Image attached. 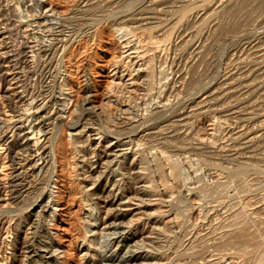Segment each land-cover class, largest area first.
I'll use <instances>...</instances> for the list:
<instances>
[{
  "label": "rangeland",
  "instance_id": "rangeland-1",
  "mask_svg": "<svg viewBox=\"0 0 264 264\" xmlns=\"http://www.w3.org/2000/svg\"><path fill=\"white\" fill-rule=\"evenodd\" d=\"M29 1L0 0L1 117L19 112L14 108L22 111L32 100L21 86L35 84L33 73L20 68L17 78L6 60L20 49L21 40L30 41L29 54L36 56L29 69L35 70L37 61L48 59L54 43L62 40L65 48L55 50L52 60L55 92H63L57 95L65 99L58 119L64 152L57 156L51 179L56 182L51 183L55 216L48 224L59 245L58 264H95L92 254L98 251L141 254L131 264H242L244 258L255 257L249 253L241 258L235 247L218 252L210 245L230 230L229 222L245 215L256 218L254 210H264V0H44L59 17H51L44 31L35 34L24 31L37 13ZM80 1L91 10L73 29L65 20ZM159 2H164L160 6L166 10L186 4L189 8L173 14L167 11V19L159 22L152 18V7ZM212 7L215 11L208 16ZM164 99L168 107L160 117L157 138L149 135L151 129H144L147 125L116 136L124 125L146 118L157 105L160 108ZM58 102L52 108L63 103ZM84 108L101 123L79 118L70 125L72 118L85 113ZM169 133L176 135L178 144L164 148L159 140L171 139ZM75 135L78 138L73 141ZM251 135L254 138L249 139ZM0 152V204L14 207L9 191L2 188L3 180H8L3 175L11 168L5 149L1 147ZM241 170L243 175L238 174ZM253 199L258 202L247 206L246 201ZM32 208L38 209L30 205L20 226L1 235L6 260L0 259V264H28L23 242L31 238L27 213ZM122 236L131 246L122 245ZM190 251L197 252L188 259ZM116 261L105 264H128Z\"/></svg>",
  "mask_w": 264,
  "mask_h": 264
},
{
  "label": "bare ground",
  "instance_id": "bare-ground-1",
  "mask_svg": "<svg viewBox=\"0 0 264 264\" xmlns=\"http://www.w3.org/2000/svg\"><path fill=\"white\" fill-rule=\"evenodd\" d=\"M83 1V0H82ZM77 6L76 12H73L74 14L72 16L66 17V22H68L72 28L80 27L81 19L89 12L90 13V7L89 5L84 6L81 5ZM88 1V0H87ZM119 1V0H118ZM137 1V0H136ZM152 2L154 0H151ZM168 1V0H167ZM170 1V0H169ZM172 1V0H171ZM174 1V0H173ZM189 1V0H188ZM191 1V0H190ZM201 1V0H200ZM218 1V0H216ZM227 0H225L224 3H226ZM229 1V0H228ZM242 1V0H241ZM249 1V0H248ZM10 2V1H9ZM16 2V1H15ZM20 2V1H19ZM131 2V1H130ZM129 2V3H130ZM134 2V1H133ZM155 2V1H154ZM166 2V1H165ZM223 2V1H222ZM5 3V2H4ZM172 3V2H171ZM182 3V2H181ZM214 3V2H212ZM217 3V2H216ZM228 3V2H227ZM246 3V2H245ZM14 4V3H13ZM25 4V3H24ZM132 4V3H131ZM164 2L155 5L152 7V18H159V22L164 18L167 19V11L170 12L169 14H173L177 11L182 10L185 6H189V4L181 5L178 8L172 9V10H166L165 7L160 6L163 5ZM178 4V3H177ZM235 4V3H234ZM18 5V4H17ZM28 5H31V8L36 10L35 19L33 23H27L24 25V31L28 32L29 34H35L39 32L40 30H43L47 27L49 19L51 17H54L56 14L52 10L53 8H48L47 4L44 2V0H30ZM133 5V4H132ZM144 5V4H143ZM244 5V4H243ZM49 6V5H48ZM94 7V5L92 4ZM120 6V5H119ZM160 6V7H159ZM175 6V5H174ZM213 6V5H212ZM215 6V4H214ZM222 6V4H221ZM225 6V4H224ZM227 6V4H226ZM225 6L226 10L227 7ZM230 6V5H229ZM228 6V7H229ZM233 6V5H232ZM236 6V5H235ZM15 7V6H14ZM96 7V5H95ZM150 7V6H149ZM231 7V6H230ZM237 7V6H236ZM235 7V8H236ZM29 8V7H28ZM44 8V10H43ZM97 8V7H96ZM189 8V7H188ZM233 8V7H232ZM234 8V9H235ZM239 8V7H238ZM264 8V6H263ZM14 9V8H13ZM90 9V10H89ZM133 9V8H132ZM186 9V8H185ZM207 9V8H206ZM259 9V7H258ZM51 10V12H49ZM138 10V9H137ZM187 10V9H186ZM183 11V12H186ZM208 10V9H207ZM210 13H205L208 16H211L212 11L214 7L209 9ZM218 10V9H217ZM240 10V9H239ZM29 11V10H28ZM15 12V10L13 11ZM49 12V13H48ZM121 12V10L119 11ZM125 12V11H124ZM228 12V11H227ZM237 12V11H236ZM16 13V12H15ZM27 13V12H26ZM88 13V14H89ZM117 13V12H116ZM215 13V12H214ZM105 14V13H104ZM120 14V13H119ZM205 14V16H206ZM235 14V13H234ZM19 15V14H18ZM109 15V14H108ZM116 16V14H114ZM125 15V14H124ZM123 15V16H124ZM149 15V14H148ZM231 15V14H230ZM24 16V15H23ZM57 16V15H56ZM163 16V17H162ZM169 16V15H168ZM173 16V15H172ZM182 16V15H181ZM180 16V17H181ZM195 16V15H194ZM1 17V16H0ZM59 17V16H57ZM65 17V16H64ZM89 17V16H88ZM113 17V16H112ZM171 17V15L169 16ZM177 17V16H176ZM207 17V16H206ZM215 17V16H214ZM32 18V17H31ZM146 18V17H145ZM179 18V17H177ZM182 18V17H181ZM204 18V17H203ZM209 18V17H208ZM212 18V17H210ZM220 18V17H219ZM9 19V18H8ZM13 19V18H12ZM53 19V18H52ZM126 19V18H125ZM124 19V20H125ZM169 19V18H168ZM218 19V18H217ZM94 20V19H93ZM92 20V21H93ZM117 20V19H113ZM123 20V19H122ZM151 20V19H150ZM206 20V19H205ZM222 20V19H221ZM261 20V19H260ZM22 21V20H20ZM121 21V19L119 20ZM119 21L116 23L119 24ZM147 21V20H146ZM168 21V20H167ZM218 21V20H217ZM6 22V21H5ZM132 22V21H131ZM158 22V23H159ZM166 22V21H165ZM219 22V21H218ZM12 23V21H9L8 24ZM16 23V22H15ZM170 23V22H169ZM174 23V22H173ZM52 24V23H50ZM60 24V23H59ZM31 25V26H30ZM64 25V24H63ZM66 25V24H65ZM85 25V24H84ZM87 25V24H86ZM224 25V23H223ZM227 25V24H226ZM50 26V25H49ZM58 26V25H57ZM152 26V25H151ZM221 26V25H220ZM229 26V25H228ZM8 27V25H7ZM51 27V26H50ZM48 27V28H50ZM68 27V26H67ZM70 27V26H69ZM134 27V26H133ZM143 27V26H142ZM169 27V26H168ZM247 27V26H246ZM255 27V26H254ZM199 28V27H198ZM226 28V27H225ZM239 28V27H238ZM52 29V28H51ZM62 29V28H61ZM169 29V28H168ZM223 29V28H222ZM49 30V29H48ZM77 30V29H76ZM162 30V29H161ZM255 30V29H254ZM44 31V30H43ZM83 31V30H82ZM135 31V30H134ZM222 31V30H221ZM241 31V30H240ZM47 32V29H46ZM181 32V31H180ZM187 32V31H186ZM219 32V31H218ZM23 33V32H22ZM40 33V32H39ZM160 33V32H159ZM196 33V32H195ZM20 34V33H19ZM67 34V33H66ZM158 34V33H157ZM167 34V33H166ZM175 34V33H174ZM192 34V33H191ZM204 34V33H202ZM249 34V32H248ZM1 35V31H0ZM10 35V34H9ZM181 35V34H180ZM14 36V35H13ZM171 36V35H170ZM178 36V35H177ZM185 36V35H184ZM189 36V35H188ZM6 37V36H5ZM51 37V36H50ZM167 37V36H166ZM72 38V37H71ZM252 38V37H251ZM36 39V38H35ZM62 39V38H60ZM73 39V38H72ZM169 39V38H168ZM188 39V38H187ZM10 40V39H9ZM67 41V40H66ZM28 41H22L20 43V49L16 52L11 54V59H6L9 64V69L11 68L14 72L16 71L15 75H18L17 78H19L20 68H25V72L33 73V80H35V84L33 86H28V83L23 82L22 86L23 91H26L28 95L30 94L32 97L31 102L29 103L28 107L23 108L22 111L15 109L13 111L17 112L13 114L10 117H1V105H0V148H4L6 151V156L8 158V162L10 165V171L8 173H5L3 176H7L8 180H3V189L9 191V200L12 199V202H14V207H3L0 204V253L2 254V257L0 256V259H5L3 253L5 252V239L3 236V233H6L7 231H10L12 229L15 230L17 227L20 226L22 218L26 215H24V211L32 204H36V207L38 209H33L27 213L28 221L27 224L31 228V238L26 239L23 243H25V248L28 250L27 253V260L28 264H58V257L55 252H57L59 245L55 242L52 236V232L49 228V222H51L55 216V210L53 209L54 205V197L52 196V189H51V183L56 184V182L51 181L52 177L54 176V172L56 169V159L58 155H61L64 151L62 150V141L61 136L58 134V119L60 116H62L63 108L62 105H64L65 99L60 100L58 98V94H62L63 92H55V88L53 85V82L55 81L56 74L54 73V67H53V60L52 57L56 53V51L61 48H65V44L62 40L54 41V49L47 53L45 58H48L44 61H37L36 70L31 68V64L33 62V55L29 54V51H31L30 48H32L31 45H29ZM65 42V41H64ZM69 42V41H68ZM67 42V43H68ZM157 42V41H156ZM234 42V41H233ZM19 44V43H18ZM48 44V43H47ZM46 44V45H47ZM186 44V43H185ZM69 45V44H68ZM260 45V44H259ZM67 46V45H66ZM182 46V45H181ZM184 46V45H183ZM248 46V45H247ZM257 46V45H256ZM15 47V46H14ZM247 48V47H246ZM9 49V48H7ZM62 49H59L60 51ZM164 49V48H163ZM168 49V48H167ZM179 49V48H178ZM56 50V51H55ZM184 50V49H183ZM197 50V49H196ZM2 51V50H1ZM8 51V50H7ZM63 51V50H62ZM262 51V50H261ZM9 52V51H8ZM32 52V51H31ZM194 52V51H193ZM192 53V52H191ZM44 54V53H43ZM173 54V53H172ZM205 54V53H204ZM202 56V55H201ZM9 57V56H8ZM7 57V58H8ZM31 57V58H30ZM176 57V56H175ZM213 57V56H212ZM228 57V56H227ZM37 58V57H36ZM211 58V57H210ZM231 58V57H230ZM1 52H0V75H1ZM5 59V58H4ZM62 59V58H61ZM239 59V58H238ZM252 59V58H250ZM262 59V58H261ZM174 60V59H173ZM36 61V59H35ZM57 61V60H56ZM180 61V60H179ZM220 61V60H219ZM242 61V60H241ZM251 61V60H250ZM256 61V60H254ZM194 62V61H193ZM56 62H54L55 64ZM234 63V62H233ZM229 64V63H228ZM259 64V63H258ZM57 65V64H55ZM227 65V64H226ZM243 65V64H242ZM29 66L30 69H29ZM182 67V66H181ZM220 67V66H219ZM205 68V67H204ZM255 68V67H254ZM202 70V69H201ZM23 71V70H22ZM194 71V70H192ZM227 71V70H226ZM259 71V70H258ZM263 71V70H262ZM56 72V71H55ZM207 72V71H206ZM210 72V71H209ZM23 73V72H22ZM60 73V72H59ZM179 73V72H178ZM224 73V72H223ZM243 73V72H242ZM249 73V72H248ZM182 74V73H181ZM25 75V74H24ZM200 76V73L198 74ZM264 75V74H263ZM261 76V75H260ZM16 77V76H15ZM60 77V76H59ZM57 79V78H56ZM59 79V78H58ZM234 79V78H233ZM20 80V79H19ZM24 81V79H22ZM231 81V80H230ZM234 81V80H233ZM248 81V80H247ZM187 82V81H186ZM243 82V81H242ZM58 83V82H57ZM63 83V82H62ZM60 85H63V84ZM246 83V82H245ZM250 83V82H249ZM65 84V83H64ZM188 84V83H187ZM228 84V83H227ZM260 84V83H259ZM59 87V84H56ZM243 85H245L243 83ZM258 85V84H257ZM207 86V85H206ZM235 86V85H234ZM62 86H60L61 88ZM171 87V86H170ZM260 87V86H258ZM173 88V87H172ZM190 88V87H189ZM230 88V87H229ZM253 88V87H252ZM192 89V88H191ZM63 90L62 88L60 89ZM258 91V90H257ZM182 93V92H181ZM235 93V92H234ZM259 93V92H258ZM246 94V93H245ZM257 94V93H256ZM218 95V94H217ZM229 95V94H228ZM251 95V94H250ZM191 96V94H190ZM235 96V95H234ZM260 96V95H259ZM5 97V96H4ZM185 97V96H184ZM221 97V96H220ZM254 97V96H253ZM169 98V97H168ZM238 98V97H237ZM257 97H255L256 99ZM171 99V98H170ZM254 99V100H255ZM223 100V99H222ZM241 100V99H240ZM33 101V102H32ZM60 103V107L52 108L53 104ZM167 101V100H166ZM162 100L161 107L157 108L155 107V110L149 114V116H146V118H139L137 121H132L128 123L127 125H124L122 129H118L120 132H115L116 136L123 135V133H129V132H135V129L139 126H146L144 129H151L150 130V136L153 138L155 133H158L160 129H158L159 122L162 120L160 117L164 116L165 110L168 107L167 102ZM177 101V100H176ZM229 101V100H228ZM242 101V100H241ZM171 102V101H170ZM187 102V101H186ZM238 102V101H237ZM252 102V100H251ZM159 103V104H160ZM173 103V102H172ZM222 103V102H221ZM229 103V102H228ZM197 104V103H196ZM227 104V103H226ZM232 104V103H231ZM235 104V103H234ZM148 105V104H147ZM171 105V104H170ZM243 105V104H242ZM246 105V103H245ZM257 105V104H256ZM67 106V105H66ZM172 106V105H171ZM175 106V105H174ZM177 106V105H176ZM228 106V105H227ZM13 107V106H12ZM173 107V106H172ZM188 107V106H187ZM246 107V106H245ZM149 108V107H148ZM214 108V107H213ZM259 108V107H258ZM151 109V108H150ZM218 109V108H217ZM228 109V108H227ZM238 109V107H237ZM252 109V108H251ZM85 113L78 114L74 118H72L73 122H69L70 125L79 121V118H85L87 122L89 121L91 123H97L100 124L101 121L98 117L93 115V111L85 109ZM215 110V109H214ZM254 110V109H253ZM260 110V109H259ZM168 111V110H167ZM166 111V112H167ZM229 111V110H228ZM234 111V110H233ZM244 111V110H243ZM76 112V111H75ZM182 112V111H181ZM245 112V111H244ZM150 113V112H149ZM261 113V112H260ZM232 114V113H231ZM259 114V113H257ZM263 114V113H261ZM143 115V114H142ZM183 115V114H182ZM238 115V114H237ZM13 116L16 118L13 119ZM144 116V115H143ZM245 116V115H244ZM252 116V115H251ZM254 116V115H253ZM261 116V115H260ZM246 117V116H245ZM261 118V117H260ZM240 119V118H239ZM263 119V117H262ZM134 120V119H133ZM234 120V119H233ZM236 120V119H235ZM174 121V120H173ZM262 121V120H261ZM264 121V120H263ZM100 122V123H99ZM229 122V121H228ZM166 123V122H165ZM176 123V122H175ZM187 123V122H186ZM82 124V123H81ZM124 124V123H123ZM251 124V123H250ZM257 124V123H256ZM176 125V124H175ZM230 125V124H229ZM84 126V125H83ZM102 126V125H101ZM99 127V126H98ZM154 130V128H156ZM161 127V125H160ZM159 127V128H160ZM241 127V126H240ZM248 127V126H247ZM100 128V127H99ZM98 128V129H99ZM102 128V127H101ZM118 128V127H117ZM121 128V127H120ZM163 128V126H162ZM161 128V129H162ZM140 129V128H139ZM170 129V128H169ZM83 130V129H82ZM165 130V128H164ZM163 130V131H164ZM167 130V129H166ZM247 130V129H246ZM251 130V129H250ZM117 131V130H116ZM188 131V130H187ZM234 131V130H233ZM70 133V132H69ZM166 133V132H164ZM160 134V132L158 133ZM170 134V133H169ZM183 134V133H182ZM243 134V132H242ZM148 135V136H149ZM235 135V134H234ZM144 136V135H143ZM147 136V137H148ZM162 136V135H161ZM170 136H172L170 134ZM176 136V135H174ZM172 136L171 139L168 138H162L159 140V144H162V146L171 145L173 142H178L179 139H174ZM229 136V135H228ZM129 137V136H128ZM164 137V136H163ZM232 137V136H231ZM77 135L73 137V141L77 139ZM144 138V137H143ZM149 138V137H148ZM157 138V137H156ZM225 138V137H224ZM248 138V137H247ZM254 138V135H251L249 139ZM72 139V138H71ZM140 139V138H138ZM142 139V137H141ZM147 139V138H146ZM152 139V138H151ZM174 139V140H173ZM83 140V139H82ZM134 140V139H133ZM144 140V139H143ZM156 140V139H155ZM188 140V139H187ZM248 140V139H247ZM137 141V140H136ZM139 141V140H138ZM146 141V140H144ZM158 141V140H156ZM181 141V140H180ZM183 141V140H182ZM191 141V140H190ZM152 142V141H151ZM154 142V141H153ZM176 142V143H177ZM56 143V147H55ZM138 143V142H136ZM140 143V142H139ZM181 143V142H180ZM155 144V143H154ZM158 144V145H159ZM178 144V143H177ZM176 144V146H177ZM244 144V143H243ZM257 144V143H256ZM64 145V144H63ZM76 145V144H75ZM74 145V146H75ZM138 145V144H137ZM148 145V144H147ZM174 145V143H173ZM247 145V144H246ZM152 146V145H150ZM156 146V145H155ZM160 146V147H162ZM163 146V147H164ZM175 146V145H174ZM182 146V145H180ZM186 146V145H185ZM144 147V146H143ZM142 147V148H143ZM147 147V146H146ZM171 147V146H170ZM169 147V148H170ZM179 147V146H178ZM165 148V147H164ZM167 148V147H166ZM243 148V147H242ZM178 149V148H177ZM180 149H182L180 147ZM187 149V148H186ZM236 149V148H235ZM249 149V148H247ZM246 149V150H247ZM261 149V148H260ZM184 150V147L183 149ZM63 151V152H62ZM143 151V150H142ZM192 151V150H191ZM139 152V151H138ZM175 152V151H174ZM240 152V151H239ZM254 152V151H253ZM143 153V152H142ZM177 153V152H176ZM203 153V152H202ZM201 153V154H202ZM205 153V152H204ZM1 155V152H0ZM233 155V154H232ZM262 155V154H261ZM65 156V155H64ZM147 156V153H146ZM169 156V155H168ZM210 156V155H209ZM61 157V156H60ZM143 158V157H142ZM145 158V157H144ZM233 158V157H232ZM211 159V158H210ZM230 159V157H229ZM246 159V158H245ZM145 160V159H144ZM143 160V161H144ZM226 160V159H225ZM241 160V159H240ZM142 161V162H143ZM210 161V160H209ZM217 161V160H216ZM222 161V160H221ZM238 161V160H237ZM141 162V163H142ZM145 162V161H144ZM147 162V159H146ZM227 162V161H226ZM234 162V161H233ZM242 162V161H241ZM6 163V162H5ZM237 163V162H236ZM253 163V162H252ZM218 164V163H217ZM223 164V163H222ZM258 164V163H257ZM8 165V164H7ZM240 165V164H239ZM238 165V166H239ZM230 166V165H229ZM248 166V165H247ZM264 166V165H263ZM225 168V166H224ZM233 168V167H232ZM238 168V167H236ZM240 168V167H239ZM242 168V167H241ZM250 168V167H249ZM257 168V167H256ZM219 169V168H218ZM235 169V168H234ZM245 169V168H244ZM248 169V168H247ZM237 170V169H236ZM249 170V169H248ZM254 170V169H253ZM234 171V170H232ZM6 172V171H5ZM218 172V171H217ZM231 172V171H230ZM240 172V171H239ZM238 174H244V172H241ZM215 174V173H214ZM237 174V173H235ZM237 174V175H238ZM31 175V178H29ZM232 175V174H231ZM216 176V175H215ZM239 176V175H238ZM230 177V176H229ZM241 177V176H239ZM1 178V177H0ZM2 181V180H1ZM243 181L244 178H243ZM242 181V182H243ZM220 182V181H219ZM241 183V182H240ZM217 184V183H216ZM219 184V183H218ZM220 186V184H219ZM223 186V185H222ZM228 186V185H227ZM246 186V185H245ZM201 189V188H200ZM199 190V189H198ZM215 190V188H214ZM217 190V189H216ZM201 191V190H200ZM219 191V190H217ZM239 191V190H238ZM199 193V192H198ZM95 194V193H94ZM90 196V195H89ZM247 196V195H246ZM253 196V195H252ZM260 197V196H259ZM3 198V197H2ZM253 198V197H252ZM257 198V197H255ZM251 199V198H249ZM259 199V198H258ZM8 200V201H9ZM254 200V199H253ZM262 201V200H261ZM264 201V200H263ZM4 202V201H3ZM258 202V200H254L250 202L246 201L247 206L248 205H255ZM96 203V202H95ZM3 204V203H2ZM245 204V205H246ZM262 205V204H261ZM11 206V205H10ZM97 206V205H96ZM95 205H92L93 209H96ZM244 207V206H243ZM259 207V206H258ZM263 207V206H261ZM91 208V207H90ZM255 208V207H254ZM230 209V208H229ZM263 209V208H262ZM255 209L256 215L259 217L257 219L251 216L245 215L244 218H241L235 222L226 224L227 226H231L230 230L226 231L227 233L219 237V240H215L216 242L213 245L211 244L214 250L220 251L227 249L228 247H235L237 248L238 252H240L239 257L244 258L246 254L249 253H255V257L252 254L251 256H248L252 259L250 261V258H244V261L242 264H252L253 261H261L260 263L264 264V210ZM243 210V209H242ZM241 210V211H242ZM92 211V210H91ZM90 211V212H91ZM244 211V210H243ZM253 211V213H254ZM238 212V211H237ZM249 212V211H248ZM93 213V212H92ZM217 213V212H216ZM244 213V212H243ZM242 213V214H243ZM238 214V213H235ZM246 214V211H245ZM251 215V214H250ZM229 217V216H228ZM242 217V216H241ZM15 220L13 223L12 220ZM96 220V219H95ZM230 221V220H229ZM233 221V220H232ZM121 223V222H120ZM223 223V222H222ZM116 224V223H115ZM116 228H120L119 224L115 225ZM178 227V226H177ZM219 227V226H218ZM225 227V226H224ZM182 228V227H181ZM88 229V228H87ZM178 229V228H177ZM180 230V229H179ZM178 230V231H179ZM122 231V230H121ZM177 231V230H176ZM173 232V231H172ZM175 232V231H174ZM26 235V234H25ZM28 235V234H27ZM26 235V236H27ZM176 235V234H175ZM206 235V234H205ZM220 235V234H219ZM224 235V237H223ZM29 236V235H28ZM177 236V235H176ZM181 236V235H180ZM123 237V236H122ZM160 237V236H159ZM179 237V236H178ZM108 238V237H106ZM176 238V237H175ZM173 238V239H175ZM217 238V237H216ZM25 239V238H24ZM95 239V238H94ZM97 239V238H96ZM105 239V238H104ZM93 240V239H92ZM160 240V239H159ZM201 240V239H200ZM102 241V240H101ZM104 241V240H103ZM122 245L129 246L130 242L126 237L122 238ZM182 241V240H181ZM180 241V242H181ZM210 241V240H208ZM14 246L16 239L14 238ZM107 242V241H106ZM168 242V241H167ZM199 242V241H198ZM162 243V242H161ZM172 243V242H170ZM182 243V242H181ZM22 244V243H21ZM204 244V243H203ZM160 245V244H159ZM202 245V244H201ZM131 246V245H130ZM155 247V244L153 245ZM152 246V247H153ZM158 246V244H157ZM156 246V247H157ZM196 246V245H195ZM208 246V245H207ZM153 247V249H154ZM160 247V246H159ZM158 247V248H159ZM163 247V246H162ZM194 247V246H193ZM198 247V246H197ZM127 248V247H126ZM130 248V247H129ZM133 248V247H132ZM177 249V247H175ZM190 249L192 247H189ZM205 248V247H204ZM208 248V247H207ZM128 249V248H127ZM126 249V250H127ZM168 249V248H167ZM188 249V247L186 248ZM195 249V248H194ZM189 250V249H188ZM213 250V251H214ZM236 250V249H234ZM129 251V250H128ZM154 251V250H153ZM194 251V250H193ZM190 251V252H193ZM199 251V250H198ZM207 251V250H206ZM218 251V252H219ZM127 252V251H126ZM182 252V251H181ZM197 251L193 253H189L190 258L191 255H195ZM215 252V251H214ZM162 253V252H161ZM187 253V252H186ZM202 253V252H201ZM204 253V252H203ZM212 253V252H211ZM235 253V252H234ZM14 254V253H13ZM153 254V253H151ZM171 254V253H170ZM48 255V258H45ZM93 255V261L95 264H98L99 262H103L102 264H105V262H113L117 260L116 262L124 261L128 264L130 260H137L141 257V254L130 253L129 255L125 256L124 254H107V253H101L98 251V253H94ZM211 255V254H210ZM215 255V254H214ZM146 256V254H145ZM181 256V254H180ZM188 256V254H187ZM238 256V255H237ZM169 257V256H167ZM184 257V256H183ZM186 257V254H185ZM201 257V256H200ZM167 259V258H166ZM180 259V258H179ZM185 259V258H184ZM187 259V258H186ZM144 260V259H143ZM197 260V259H196ZM199 260V259H198ZM147 261V260H146ZM145 261V262H146ZM254 262V263H258ZM107 262V263H108ZM152 262V261H150ZM193 262V261H192ZM196 262V261H194ZM140 263V262H139ZM138 263V264H139ZM144 263V262H142ZM140 263V264H142ZM147 263H149L147 261ZM188 263V262H187ZM209 263V262H208ZM253 263V264H254ZM136 264V263H133ZM212 264V262H211Z\"/></svg>",
  "mask_w": 264,
  "mask_h": 264
}]
</instances>
